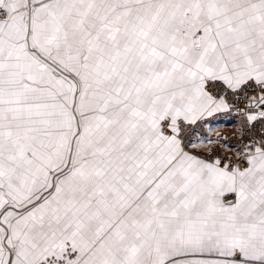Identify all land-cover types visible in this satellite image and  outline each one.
Instances as JSON below:
<instances>
[{
	"label": "snow or ice",
	"instance_id": "1",
	"mask_svg": "<svg viewBox=\"0 0 264 264\" xmlns=\"http://www.w3.org/2000/svg\"><path fill=\"white\" fill-rule=\"evenodd\" d=\"M0 264H264V0H0Z\"/></svg>",
	"mask_w": 264,
	"mask_h": 264
}]
</instances>
